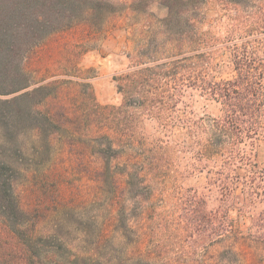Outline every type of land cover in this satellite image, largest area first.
I'll return each instance as SVG.
<instances>
[{"label": "trees", "instance_id": "1", "mask_svg": "<svg viewBox=\"0 0 264 264\" xmlns=\"http://www.w3.org/2000/svg\"><path fill=\"white\" fill-rule=\"evenodd\" d=\"M150 1L170 2L0 0V264H171L153 262L141 237L125 230L143 211L128 207L127 193L148 200L153 180L174 177L161 164L169 145L144 127L158 108L157 91L173 83L176 110L189 88L221 107L217 117L197 119L186 109L176 119L186 136L176 144V154L189 157L186 172L208 173L219 190L218 208L199 195L181 207L180 227L195 244L221 249L198 264H264V169L254 153L264 140V59L250 53V42L181 31L176 72L167 63L138 64L116 78L120 106L101 104L82 75V57ZM261 2L227 1L234 34L264 35L252 6ZM222 50L236 74L218 81L214 60ZM183 174L177 164L176 184ZM108 186L115 197L105 200L99 190Z\"/></svg>", "mask_w": 264, "mask_h": 264}, {"label": "rangeland", "instance_id": "2", "mask_svg": "<svg viewBox=\"0 0 264 264\" xmlns=\"http://www.w3.org/2000/svg\"><path fill=\"white\" fill-rule=\"evenodd\" d=\"M114 2H129L132 0H112ZM227 1L229 0H186L176 3L170 0L168 4L148 2L142 13H130L128 17L118 20L121 30L112 32L104 41L98 42L94 50L86 53L81 59L84 69L83 76L95 91L97 100L103 105L120 106L124 103V96L119 92L117 77L126 74L140 64V67H159L167 63L168 69L176 72V57L180 50L176 47L179 33H193L209 35L207 38L218 43L229 42L231 39L250 42V53H257L264 59V35L254 32V37L246 33L234 34L233 20L227 15ZM260 4L254 3L255 12L264 19V0ZM235 17V13H232ZM239 17L245 16L240 13ZM264 27V21L262 23ZM246 27V24L245 26ZM251 27V22L247 24ZM264 31V29L262 30ZM247 39V41H243ZM186 49L185 51H187ZM215 76L218 81L232 78L236 73L229 51L218 52L214 60ZM138 65V66H137ZM166 65V66H167ZM137 66V67H136ZM158 71H161L159 69ZM176 77V74L174 78ZM264 85V77L262 78ZM159 101L167 102L160 113V102L152 116L145 117V132L152 140H163L169 146L167 156L161 164L173 169V178L168 180H153V190L150 199H131L133 192L126 195L127 205L131 209L143 207V211L135 212L131 218V231L125 230L130 239L140 236L144 247L153 251V262L171 264H198L201 261L211 262L213 257L221 251L220 247L203 250L196 245V238L191 232L183 231L180 227L181 207L195 195L206 196L209 209L220 206L219 190L210 185L208 173L190 174L186 172L189 157L176 154V144L185 141V133L176 129V119L184 117L186 109L197 119L217 117L220 106L208 101L200 92L187 89L176 110V83L171 87L159 89ZM168 105H170L168 107ZM170 123V128L164 129L162 124ZM255 161L264 169V140L256 143L254 148ZM181 165L183 179L176 184V165ZM102 199L115 197L112 188L103 187L100 190ZM143 212V213H142ZM138 213V214H137ZM206 251V252H205ZM222 264H226L222 261Z\"/></svg>", "mask_w": 264, "mask_h": 264}]
</instances>
